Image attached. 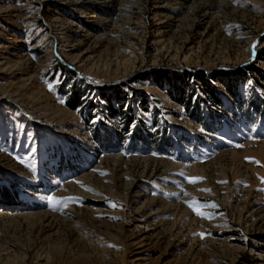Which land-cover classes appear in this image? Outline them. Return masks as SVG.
Instances as JSON below:
<instances>
[{"label":"rangeland","instance_id":"rangeland-1","mask_svg":"<svg viewBox=\"0 0 264 264\" xmlns=\"http://www.w3.org/2000/svg\"><path fill=\"white\" fill-rule=\"evenodd\" d=\"M0 264H264V0H0Z\"/></svg>","mask_w":264,"mask_h":264},{"label":"trees","instance_id":"trees-1","mask_svg":"<svg viewBox=\"0 0 264 264\" xmlns=\"http://www.w3.org/2000/svg\"><path fill=\"white\" fill-rule=\"evenodd\" d=\"M186 77L187 79L190 77V78H195L197 81H199V85H200V91L202 92V94L206 97H209V99H214V92L212 91L213 89V86L208 83V80L207 79H211V80H217V78L219 77L217 74L215 76H209L207 77L205 74H203L202 72L200 71H197V72H194V73H187L186 74ZM225 77L227 78L228 75H225ZM123 95V94H122ZM192 96V95H191ZM190 96V97H191ZM78 97V96H77ZM188 97V98H190ZM187 98V100H188ZM217 101V99H215ZM72 101H73V105L74 104H77L79 101H78V98H74L72 96ZM123 106H121L122 108Z\"/></svg>","mask_w":264,"mask_h":264}]
</instances>
